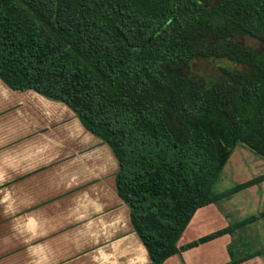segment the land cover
I'll return each instance as SVG.
<instances>
[{
  "label": "trees",
  "instance_id": "16d2710c",
  "mask_svg": "<svg viewBox=\"0 0 264 264\" xmlns=\"http://www.w3.org/2000/svg\"><path fill=\"white\" fill-rule=\"evenodd\" d=\"M196 58L248 70L220 67L222 77L201 80L183 73ZM0 80L65 104L108 145L150 264L264 218L178 246L199 209L264 182L214 191L237 146L264 161V0H0ZM227 251L225 264L264 252Z\"/></svg>",
  "mask_w": 264,
  "mask_h": 264
},
{
  "label": "crops",
  "instance_id": "0c3cea01",
  "mask_svg": "<svg viewBox=\"0 0 264 264\" xmlns=\"http://www.w3.org/2000/svg\"><path fill=\"white\" fill-rule=\"evenodd\" d=\"M117 170L65 104L0 80V264H150Z\"/></svg>",
  "mask_w": 264,
  "mask_h": 264
},
{
  "label": "rangeland",
  "instance_id": "374dc122",
  "mask_svg": "<svg viewBox=\"0 0 264 264\" xmlns=\"http://www.w3.org/2000/svg\"><path fill=\"white\" fill-rule=\"evenodd\" d=\"M234 39L258 54L263 50L262 44L249 36L239 35ZM220 67L248 70L245 66L226 60L196 58L184 68L183 73L198 77L201 80L217 79L222 77ZM261 174H264V161L253 155L245 147L237 146L214 186V191L216 193L222 192ZM263 210L264 183L241 191L217 205H209L199 209L182 234L178 246L209 235L250 215L259 214ZM226 237H229L227 241H225ZM227 248L240 255H249L257 250L264 251V219L236 229L229 236L219 237L189 250L185 256V264H225L230 261ZM246 262V264H264V252ZM167 264L184 263L181 256L178 255L171 258Z\"/></svg>",
  "mask_w": 264,
  "mask_h": 264
}]
</instances>
